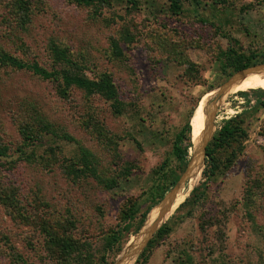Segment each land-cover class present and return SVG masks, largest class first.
<instances>
[{
    "label": "rangeland",
    "instance_id": "rangeland-1",
    "mask_svg": "<svg viewBox=\"0 0 264 264\" xmlns=\"http://www.w3.org/2000/svg\"><path fill=\"white\" fill-rule=\"evenodd\" d=\"M11 1L0 0V49L47 70L67 69L91 79L108 75L125 109L117 113L113 100L77 86L66 87L64 95L60 80L0 63V140L10 147L9 156L0 158V264H55L36 222L40 218L60 221L79 240L81 253H92L94 264H122L139 231L125 232L113 246L111 234L129 206L140 207L138 221L154 197L160 203L164 188L182 179L172 145L205 96L209 99L198 108L205 109L203 146L242 114L245 147L209 181L199 203L190 193L206 179L205 161L198 181L190 186L184 176L168 194V206L151 207L145 221L164 210L162 223L171 230L150 248L144 264H179L188 255L187 264H264V106L239 92H216L234 75L223 69L222 52L231 45L247 56L258 53L256 65L264 64V0H201L199 6L184 0L179 14L169 10V0H139L137 7L126 0L97 5L30 0L32 18L25 28L15 22ZM52 43L66 49L77 66L59 61ZM248 79L256 80L241 81ZM39 117L75 141L48 135L37 141L34 160L20 159V148L30 152L21 131L34 132ZM80 146L91 153V169L78 158ZM5 193L16 207L3 203ZM204 221L211 224L205 228ZM154 223L149 231L161 222ZM141 253L130 264H138Z\"/></svg>",
    "mask_w": 264,
    "mask_h": 264
},
{
    "label": "trees",
    "instance_id": "trees-1",
    "mask_svg": "<svg viewBox=\"0 0 264 264\" xmlns=\"http://www.w3.org/2000/svg\"><path fill=\"white\" fill-rule=\"evenodd\" d=\"M70 1L83 5H97L99 3L109 2L110 0ZM183 1L184 0H169V10L175 14L181 13L183 10ZM192 1L197 6L202 4L201 0ZM126 2L133 7H137L140 4L139 0H126ZM213 2L223 4L225 0H213ZM10 7L11 13L15 18V22L17 23V25L25 28V26L29 24L32 18L31 1L12 0L9 8ZM50 49L59 61L70 64L71 66H77V63L69 57L66 49H63L61 46L55 43H52L50 45ZM222 56H224L225 58V63L223 66L224 71L228 72L229 75L234 74L226 83L247 78L264 81V78H262L264 76V64L256 65L258 63H261L257 59L259 56L258 53H253L247 56L244 52H239L238 49L234 48V46L231 45V47H229L226 51L222 52ZM0 63L10 64L19 69H27L43 79H53L58 81L60 80L59 90L60 92H63L64 95L67 94L66 87L77 86L81 89H84L87 93H98L109 100H113V107L117 113H121L125 109L124 104L118 98V90L113 80L108 75H104L99 79H91L79 74H72L67 69L47 70L46 68L40 66V64L37 62L27 63L2 49H0ZM194 71H196V69H194ZM251 90V93L246 91H239V94L247 97L248 102L251 100V97H253L255 98L258 105L264 106V89ZM212 112L210 111V113L208 114V120H210V118L212 117ZM39 118L40 119L37 120V127L34 132L32 129V131H21L23 135L22 144L25 148H29L30 152L20 148L19 150L22 151L19 155L20 159H24L26 161L34 160V158L37 157L35 152L37 141L42 142L43 138L48 135L51 136L52 140H54L53 138H58L64 139L69 142L75 141V139L68 132L58 130L54 124L47 121V119L44 117ZM244 122L245 119L243 115L238 114L226 121L214 134L212 140L208 143L205 151V162L207 163V166L203 173L205 174L206 179L200 186H196L192 189L190 193L191 201H194L195 203H199L200 201H202L207 195L206 192L209 181L217 175L220 169H222L223 167L228 168L235 162L239 151H241L245 147L244 143L248 138V129L245 126ZM191 135L192 125L191 122L188 120L175 136L172 145L173 156L181 163L182 172H184V176L192 169L193 165L192 156L190 160L191 148L193 153ZM206 144L207 142L204 143L203 153ZM53 147L54 145H49L47 147V150L51 153H54L55 149ZM80 148V155L79 157H77L81 158L80 161L83 162L85 167L89 168L91 166V169L92 166H95L92 160L91 153L84 147L80 146ZM9 150L10 147L6 144H3L0 140V158L9 156ZM51 159L52 158L48 156L45 160H47V163L52 164V162L54 161ZM202 171L203 163L202 168L195 176V179L197 181L201 177ZM98 176L100 177V175ZM177 181L178 180L171 181L170 185L164 188L163 192L159 196L160 200L163 199L167 192H169L176 185ZM112 183L113 181L106 184L109 187ZM250 193H252V191L249 192V194ZM9 197L10 194L8 195L7 193H5L3 203L7 204V206L9 207H16L17 204L15 202L10 201ZM153 200L154 201L151 203V205H149V207H147L144 212L142 211L140 219L138 221H136V219L138 213L140 212V207L137 205V203H133L131 206H129L126 210L123 211V214L121 216L122 225L118 230H113L108 243L110 246L119 243L125 232L131 231L133 229L135 233L140 230L147 218L151 207L158 203V200L155 199V197L153 198ZM167 201L168 195L163 201L158 203L161 207V210L163 209ZM19 214L21 217H23V219H27L29 221L32 217L31 215L24 214L22 210L19 211ZM31 220H33L32 222H34V219ZM36 222H38L41 230L45 235L44 246L46 248L47 254L52 259V261L55 262V264H73L74 260L79 261L80 264H94V260L91 259L92 253H81L82 248L79 240L76 239L72 234L68 233L66 227H64V225H62L60 221H55L54 223H52L47 219L40 218L36 219ZM208 224L211 223H205L204 221L203 226L206 228ZM170 230L171 227L168 222L163 223L161 225V227L155 233L154 237L149 240L145 249L142 251L138 260V264H144L146 262L148 258V251L150 250V248L153 247L154 244H156L158 241L162 240L169 233ZM143 245L140 247L139 252L143 248ZM191 261L192 258L190 255H188L186 260H179V264H187L191 263Z\"/></svg>",
    "mask_w": 264,
    "mask_h": 264
},
{
    "label": "bare ground",
    "instance_id": "bare-ground-1",
    "mask_svg": "<svg viewBox=\"0 0 264 264\" xmlns=\"http://www.w3.org/2000/svg\"><path fill=\"white\" fill-rule=\"evenodd\" d=\"M257 88H263L264 89V81H257V80H236V81H233L229 84H227L226 86H224L223 88L221 89H218L216 90V92L218 93H223V92H229V93H232V92H239V91H247L249 89H257ZM215 92V91H214ZM212 92V93H214ZM211 94V93H210ZM208 96L206 98V96L200 101L199 105L197 106L194 114H193V117H192V120H191V125H192V142H193V153H192V162H193V165H192V169L185 175V178H189L188 179V182L190 184V186L192 185V182L194 181V178H195V175L196 173L199 171V169L201 168L202 166V163H203V157H204V153H203V138H202V133H203V129H202V124H201V118L204 116L205 114V109L202 108L201 110H199L198 112V108L200 107L201 103L203 100H208ZM195 122V123H194ZM194 123V125H193ZM199 126V129H198V133H200V139H201V143L199 142L198 140V136H197V129ZM191 162V164H192ZM176 191V190H175ZM175 195V194H174ZM185 199V195H183L181 198H180V202L177 204V206L173 209V211L167 216V219L168 217L176 210V208L183 202V200ZM171 203V200L169 199L167 201V206ZM165 211L163 210L159 215L155 214L151 217H149L147 219V221H145L144 225L142 226L140 232L137 234L135 240H134V243L132 244L126 258L124 259V261L122 262V264H130L131 261H133V255L134 253L137 251V254H136V258H137V255L139 253V249L140 247L145 243L146 239L152 234L153 231L157 230L160 226V224H162L163 220H164V215H161L163 214ZM166 215V213H165ZM158 217L159 219V222H161L159 225H155V228L153 231H149V229L152 227L153 225V221ZM158 219L157 221L154 223L156 224L158 222ZM142 234H145L143 239H141L140 241H138V237ZM142 238V236H141ZM131 252H133V255L131 256ZM135 258V259H136Z\"/></svg>",
    "mask_w": 264,
    "mask_h": 264
},
{
    "label": "water",
    "instance_id": "water-1",
    "mask_svg": "<svg viewBox=\"0 0 264 264\" xmlns=\"http://www.w3.org/2000/svg\"><path fill=\"white\" fill-rule=\"evenodd\" d=\"M245 70V69H244ZM241 71V70H240ZM239 72V71H238ZM211 138H213V136L211 137ZM210 138V139H211ZM209 139V140H210ZM209 140H208V142H209ZM208 142H207V144H206V146L204 147V157H203V163H204V161H205V151H206V147H207V145H208ZM189 163H190V161H189ZM188 166H189V164H188ZM188 166H187V168H188ZM187 170V169H186ZM184 176V175H183ZM183 180V177H182V179L178 182V183H176V185L169 191V192H167V194L164 196V198L161 200V201H163L166 197H167V195L173 190V189H175L178 185H180L181 184V181ZM163 224V223H162ZM161 224V225H162ZM144 225V224H143ZM161 225L159 226V228L161 227ZM142 228V227H141ZM141 228H140V230H141ZM158 228V229H159ZM157 229V230H158ZM140 230H139V232H140ZM157 230H155V231H153L152 232V234H151V236L148 238V240L146 241V243L143 245V248L140 250V252H142L144 249H145V247H146V245L148 244V242H149V240L152 238V236L157 232ZM138 232V233H139ZM139 252V253H140ZM127 253H128V251H127ZM127 253H125V255L127 254ZM121 259H122V257H121ZM121 259H120V262H121Z\"/></svg>",
    "mask_w": 264,
    "mask_h": 264
}]
</instances>
